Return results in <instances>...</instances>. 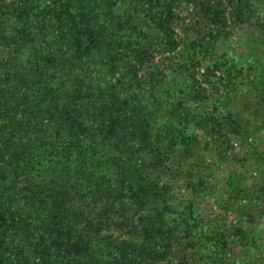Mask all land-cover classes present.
<instances>
[{
	"label": "rangeland",
	"instance_id": "obj_1",
	"mask_svg": "<svg viewBox=\"0 0 264 264\" xmlns=\"http://www.w3.org/2000/svg\"><path fill=\"white\" fill-rule=\"evenodd\" d=\"M115 2L138 35L137 61H117L113 73L107 60H90L71 77L121 99L139 80L141 127L99 140L98 170L104 190L127 171V186L163 190L159 209L116 207L119 225L106 235L121 242L126 217L142 226L162 213L173 233L157 264H264V0Z\"/></svg>",
	"mask_w": 264,
	"mask_h": 264
},
{
	"label": "trees",
	"instance_id": "obj_2",
	"mask_svg": "<svg viewBox=\"0 0 264 264\" xmlns=\"http://www.w3.org/2000/svg\"><path fill=\"white\" fill-rule=\"evenodd\" d=\"M115 1L0 0V264H157L172 240L162 213L142 226L126 217L121 242L106 235L119 225L116 207L159 209L163 190L127 186L128 171L104 190L98 170L99 140L141 127L139 80L126 98L112 88L107 99L90 89L98 80L71 77L90 60L113 73L117 61H137L138 35Z\"/></svg>",
	"mask_w": 264,
	"mask_h": 264
}]
</instances>
